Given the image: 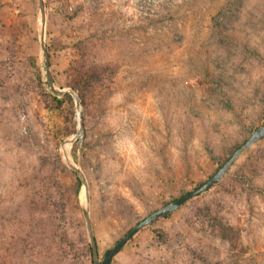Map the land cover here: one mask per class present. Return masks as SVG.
Instances as JSON below:
<instances>
[{
	"label": "rangeland",
	"instance_id": "rangeland-1",
	"mask_svg": "<svg viewBox=\"0 0 264 264\" xmlns=\"http://www.w3.org/2000/svg\"><path fill=\"white\" fill-rule=\"evenodd\" d=\"M262 125L264 0H0V264H95ZM112 264H264V137Z\"/></svg>",
	"mask_w": 264,
	"mask_h": 264
},
{
	"label": "water",
	"instance_id": "water-1",
	"mask_svg": "<svg viewBox=\"0 0 264 264\" xmlns=\"http://www.w3.org/2000/svg\"><path fill=\"white\" fill-rule=\"evenodd\" d=\"M42 7L44 10L45 6V0H41ZM48 59L49 56L47 55ZM50 82L52 83V78L50 77ZM57 94L61 95L63 94V91H56ZM78 103H80V98L79 95H76ZM82 127L84 126V123L82 121ZM264 137V125L260 126L257 128L254 133L244 142L241 146H239L235 152L225 161V163L218 169V171L213 174L207 181H205L203 184L198 186L197 188H194L192 190H189L185 193H183L181 196L178 198L172 200L171 202L165 204L164 206L154 210L151 212L149 215H147L144 219L139 221L135 226H133L130 230L126 232L124 236H122L117 243L109 248L104 255V258L101 260L100 259V253H99V248H98V243L97 239L94 235L92 225L90 223V218L89 215L88 217V222H89V230L91 233V242H92V249H93V256H94V261L95 264H112L113 258L115 255H117L122 248L125 246V244L139 231L141 230L144 226L153 223L155 220L159 219L162 216H166L169 212H172L179 208L182 204H184L187 200L190 198L197 196L201 194L202 192L208 190L209 188L213 187L215 184L219 183L223 177L225 176L226 172L230 168V166L241 156L243 151L254 145L257 141L262 139ZM73 166V164L71 163ZM74 167V166H73ZM75 168V167H74ZM81 176L82 173L80 170L75 168Z\"/></svg>",
	"mask_w": 264,
	"mask_h": 264
},
{
	"label": "trees",
	"instance_id": "trees-1",
	"mask_svg": "<svg viewBox=\"0 0 264 264\" xmlns=\"http://www.w3.org/2000/svg\"><path fill=\"white\" fill-rule=\"evenodd\" d=\"M66 96L71 97V94H66L65 97H66ZM80 96H81V100L84 102V101H85V99H84V98H85V94L82 92V90H80ZM54 98H55L59 103H63V102H64V98H60V97H58V96H56V95L54 96ZM234 152H235V151H234ZM224 163H225V162H224ZM224 163H223V164H224ZM223 164H222V165H223ZM222 165H221V166H222ZM221 166H220V167H221ZM170 202H171V201H170ZM168 203H169V202H168ZM169 214H171V212H169L167 215H169ZM162 217H163V216H162ZM160 218H161V217H160ZM155 221H156V220H155ZM155 221H154V222H155ZM91 251H92V257L94 258V256H93V249H92V246H91Z\"/></svg>",
	"mask_w": 264,
	"mask_h": 264
}]
</instances>
